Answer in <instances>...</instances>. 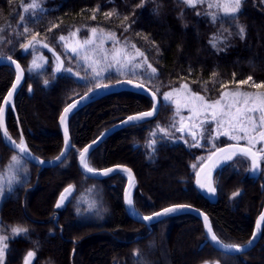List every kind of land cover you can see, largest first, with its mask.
Returning a JSON list of instances; mask_svg holds the SVG:
<instances>
[{"label": "trees", "instance_id": "1", "mask_svg": "<svg viewBox=\"0 0 264 264\" xmlns=\"http://www.w3.org/2000/svg\"><path fill=\"white\" fill-rule=\"evenodd\" d=\"M39 2L43 11L36 10L32 15L31 10L29 14L23 11L31 0H0V54L16 59L25 70V82L14 99L17 117L10 108L6 114L10 136L18 141L23 133L29 149L42 159L58 155L63 146L58 125L61 111L95 83L91 71L76 66V59L64 53L59 37L76 31L84 38L93 27L115 32L121 42L127 40L144 51L157 74L149 80L131 73L123 78L109 72L101 79L105 83L142 80L156 92L161 106L155 119L108 136L89 154L90 166L103 169L119 164L131 169L137 180L134 207L143 215L169 205H191L209 216L215 234L223 242H247L264 203V170L251 175L249 160L243 156L226 160L215 174L214 201L207 200L193 186L192 164L208 152L204 147L209 134L203 133L199 147L192 146L194 141L175 139L180 136L172 127V106L163 103L162 97L182 84L210 100L228 88L264 91L253 86L264 82V0H244L238 19L218 15L216 22L205 14L215 12L207 3L192 8L182 0H145L142 7H137L140 0ZM109 12L113 13L111 17L105 15ZM20 15L26 16L24 23H20ZM124 16L129 20L124 21ZM126 24L131 25L127 31ZM237 24L245 27L243 39ZM24 27L30 29L29 33L23 32ZM35 33H39L38 40L54 47L65 66L79 72L80 78L64 70L56 73L52 56L38 46L47 60L42 68L29 70L32 52L23 54L20 45ZM213 38L221 41L217 47L212 46ZM248 76L253 78L248 84L237 83ZM13 80L14 70L1 65L0 105ZM222 84L226 87L221 88ZM151 106V99L130 91L102 96L70 117L72 144L81 149L107 127ZM155 123L169 129L171 138L155 137L153 151L149 141ZM228 142L224 138L219 145ZM12 154L0 136V161L6 165ZM22 166L27 173L21 179V195L11 198L2 214L6 224L28 230L14 244L34 251L32 264H201L206 256L217 252L209 244L201 247L205 240L203 226L192 214L166 217L153 224L149 232L145 224L131 219L124 210V176L116 173L95 179L84 175L73 150L55 167L39 170L25 160ZM70 184L75 186L74 191L54 223L58 196ZM233 192L240 194L231 197ZM93 203L95 208L89 210ZM231 259L225 264H264V232L251 250Z\"/></svg>", "mask_w": 264, "mask_h": 264}, {"label": "snow or ice", "instance_id": "2", "mask_svg": "<svg viewBox=\"0 0 264 264\" xmlns=\"http://www.w3.org/2000/svg\"><path fill=\"white\" fill-rule=\"evenodd\" d=\"M145 0H140V4L137 5V7H142ZM182 2L192 8H195L198 4H205L207 3V7L209 9H218L219 12H222L225 17H230L231 19L235 20L238 19L237 14L242 9V4L244 0H182ZM31 10V13H30ZM36 10L43 11V8L41 6V3L39 0H31V3H28L23 7V11L26 14H36ZM155 11V10H154ZM206 15L211 17L212 22H216L219 18L217 12H207ZM107 17H111L113 15L112 12L105 13ZM197 15H200L198 12ZM92 19H95V15H93ZM20 23H24L26 20L25 15H20L19 17ZM124 21H128L129 17L124 16ZM133 23L135 21H132ZM130 24L124 25V30L127 31L128 28H130ZM239 29L238 35L243 39L245 36V27L243 25H236ZM53 27H57V25H53ZM30 29L28 27H24L23 32L29 33ZM51 31V29H49ZM79 31V30H77ZM92 33L91 38L84 39L80 45V47H84L87 45H92L96 40H99L102 44L105 39L113 41L114 45H120L119 47H114L111 51V53H105L101 60L92 59L88 63V68L91 69V80H94L95 83L92 87L88 88V91L85 92L83 96H80L78 99L73 100V102L69 103L64 109L60 116V122L64 127V144H65V151H62L60 156L56 157V161H60L62 157L65 156V152L67 149L73 147L70 144L69 140V133H68V126H67V120L69 117V114L73 112L74 109H76L83 101L91 99V94H93L96 90L100 89H108L109 87H113L114 85H110L108 83L103 82L101 79L102 71L103 69H100L97 67V65L101 64L104 61H108V55H111V61L107 62V67H112L113 63L118 66V70L122 71L123 69L127 68L133 76H141L142 78H146L151 80L153 77L157 74V69L153 67L151 63L148 62V58L145 55V52L142 51L140 48L136 46L134 43H129L127 40H125L123 43L116 37L115 32L108 31L105 32L104 29H97L95 27L90 29ZM76 32L70 33V36H75ZM139 35V34H137ZM39 36V33H35L31 36V39H28L27 42L22 43L20 47L27 51L29 48H35L37 44H40L41 41L37 39ZM67 38L63 35L59 37L60 41H65ZM147 39V37H145ZM0 40H3V37H0ZM221 41H217L216 38H213V41H211L213 47H217V44ZM153 46H155V42L153 41ZM43 47L48 48V44H43ZM87 51V49H85ZM220 50V49H218ZM73 53H77V48L73 47L71 49ZM158 51V49H157ZM2 54H0V59H3ZM7 60H9L11 63L15 64L17 69V77L16 82L12 84L11 90L8 92L7 96L3 98L4 105H8L11 102V98L13 94L15 93L18 85L21 81V75L20 72L22 71L20 68V65L12 59L11 56L6 57ZM57 60L59 61L60 58L57 56ZM85 61H89L90 58L85 55L84 56ZM33 68H40L41 65L36 63V60L34 59L33 62ZM62 62L57 64L55 71L60 72L62 69ZM66 72L72 73L71 68L63 69ZM142 70V71H139ZM75 75L77 77L80 76L79 72H76ZM215 75V73H213ZM235 75V74H233ZM83 78V77H81ZM253 78L251 76H248L247 79L237 82L238 84H248L249 81H252ZM45 85L48 84V81L46 80ZM119 83V81H118ZM129 85H133V80L129 79L126 81ZM136 88L143 89L145 87L144 83L138 82L133 85ZM253 86L257 89L264 88V82L261 83H253ZM226 85H221V88H225ZM183 89L185 91V99L186 103L185 106L192 105L190 108V111L193 114L192 118L199 117L203 115L204 117L211 118L210 122L215 123L216 129H214V132H217V136L213 138H218L219 134H222L224 136L229 137V139L236 141L234 144H229L226 147H217L215 148V151L212 152L208 156L207 163L201 167V172L204 173V180L201 181L200 179V173H197V184L201 189H205L209 194H215L217 189L214 186V182L211 178V170L216 167L218 161L221 159L223 160H232L233 157L240 155L250 160L251 162V171H258L260 169L261 162L264 161V146L257 148L256 145H264V92H258V93H252V92H246V91H240L239 88L237 90H226L222 91L220 96L215 100H210L206 98L203 95H200L197 92H193L187 84H182L180 88H174L172 91L164 93V99L170 100L172 99L173 95L175 93H179ZM29 91H31V88H29ZM158 91V89H157ZM153 100H156V92L152 93ZM177 104V111L179 110L180 101H175ZM155 104L153 106L152 111L142 112L136 115L128 116L126 121H123V123H135L137 121H141L146 117H151L153 115V112L155 111ZM4 113H5V107L0 105V133H2V136L7 139V141L12 145V148L15 150V153L11 156L10 161L7 165H5V171H12V175L5 181L4 176L0 175V199H3L8 193H11L13 191V183L14 181L16 183H19L16 176V172H23L27 173L26 167H21L22 161L26 157H30L32 159L37 160L39 163H45L42 160H39L38 157H33L30 149L28 148L24 138L23 133L20 135L19 142L14 140L10 134L7 131V128L4 123ZM209 121L207 119L200 121L199 125L196 126L200 130L201 137L203 136V125L205 123H208ZM173 128L177 132L183 133L185 131V126L183 123V118H181V123L179 127H176L175 125H172ZM190 127H192L190 125ZM157 129L160 133H163L164 137L171 138V133L169 129H165L157 126ZM223 129L222 133H220L218 130ZM104 133H101V136H103ZM157 135L156 132H152L151 136L155 137ZM189 135L192 136L193 140H196V131H190ZM99 139V138H98ZM240 141H246L245 145H241ZM97 141H93L92 144L84 147L82 150L78 152L80 164L82 165L83 169L87 173L95 174L98 172L97 169L90 166L88 161V154L90 149L92 148V145L96 144ZM157 143L156 139H151L149 141V147L155 150V144ZM193 147H199L201 146L199 143H194L192 145ZM121 167V166H117ZM193 167H196L193 165ZM103 175H108L109 173L113 172L114 169L112 168H106L103 170H100ZM123 171L127 172L129 174V183L131 185L132 177H131V170L130 169H123ZM74 185H68L66 188H64L63 192L60 194V198L56 204V207L59 208L62 206L65 200L68 199V196L71 195V193L74 191ZM240 193L239 192H233L232 196L236 197ZM125 200L126 203L132 208V212L134 215H138V213L135 212V209L133 207V200L126 190L125 192ZM190 205H172L170 207H166L162 209L159 212H153L151 215H145L141 217L144 221H152L153 219L159 218L161 216H165L168 214L175 213L180 210L188 209L190 208ZM95 208V204L89 205V210H92ZM205 225L207 228V232L210 236V241L217 245L219 248L226 249V250H235V251H243V248L239 244H226L222 243L218 237L213 232L212 227L208 223V217L204 216ZM27 229L23 227H14L11 229V232L13 235H21L24 233H27ZM260 232H264V213H261L259 218L256 221V227L253 231L252 238L249 240V244L252 243L253 240L257 238V235ZM9 237L7 235L0 234V264H4L5 260V253L8 248L7 240ZM134 255L138 256V252L134 253ZM35 256V253L33 251H29L25 258H24V264H31L30 258H33ZM205 264H208L206 261Z\"/></svg>", "mask_w": 264, "mask_h": 264}, {"label": "water", "instance_id": "3", "mask_svg": "<svg viewBox=\"0 0 264 264\" xmlns=\"http://www.w3.org/2000/svg\"><path fill=\"white\" fill-rule=\"evenodd\" d=\"M43 44H47V43H45V42H41V43L38 44V45H39L41 48H43L45 51H47V52H48V53H49V54H50V55L56 60V63H57V64H59V63L62 62V65L64 66V60H63L62 56L59 54V52H58L54 47H52L51 45L48 44V48H45V47H43ZM22 51H23V53H26V51H25L24 49H22ZM57 56H59V58H60L59 61L57 60ZM3 57H5V58L0 59V66H1V65H8V66L12 67V69L14 70V80H13V82H12V84H13V83L16 82V77H17V74H18V73H17L16 66H15V64L11 63L9 60L6 59V57H8V56L3 55ZM12 59L15 60V61L20 65V68H21V70H22V71L20 72V75H21V81H20V84L18 85V87H17L15 93L13 94V96H12V98H11V102H10L8 105H4V100H3L2 103H1V105L5 107V113H4V123H5V126H6V114H7V111H8L9 108L13 111L14 115L17 116V114H16V109H15V105H14V99H15L16 94L18 93V91L21 89V87L23 86V84H24V82H25V71H24L23 67L21 66V64H20L16 59H14V58H12ZM63 66H62V68H63ZM61 71H62V69H61ZM61 71H60V72H61ZM60 72H56V73H60ZM127 80H129V79H121V80H118L119 83H118V81L110 82V83H108V84H110V85H114L113 87H109L108 89H100V90H96L93 94H91V99H88V100L83 101V102H82V103H81L76 109L73 110L72 113L69 114V117H68V120H67V126H68V123H69V119H70V117H71L76 111H78L80 108L84 107L85 105L89 104L90 102H93V101H95V100L101 98L102 96H105V95H107V94H111V93H115V92H120V91H130V92H134V93H139V94L145 95L146 97H148V98L151 99V101H152V107H151L150 109L145 110V111H141V112H138V113H134V114H131V115H128V116L136 115V114H139V113H142V112L152 111V110H153V106H154V104H155L156 107H155V111L153 112V115H152L151 117H146V118H144V119L141 120V121H137V122H135L134 124H133V123H123V121H126V120H127V117H128V116H127V117L121 119L120 121L114 123L113 125L107 127L106 129H104V130L101 132V133H104L103 136H101V133H100V134L94 139L95 141H97V143L94 144V145H92V148L90 149L89 153H90L92 150H94L98 145H100V144H101V143H102V142H103L108 136H110V135L113 134L114 132H116V131H118V130H120V129L126 128V127H128V126H131V125L141 124V123H144V122L150 121V120L156 118V116L158 115V113H159V109H160V99H159V97L157 96V94H156V100L154 101V100H153V97H152V93H153L154 91H152V90H151L150 88H148L146 85H145V87H144L143 89L136 88V87H134L133 85H134L135 83H138V81H134V80H133V85H129L128 83H126ZM11 88H12V85L10 86V88H9V90L7 91V93L5 94V96H7L8 92L11 90ZM84 94H85V93H83V94L80 95V96H83ZM5 96H4V97H5ZM80 96L74 98L73 100L78 99ZM73 100L70 101L69 103L73 102ZM69 103H68V104H69ZM68 104H67V105H68ZM67 105H66V106H67ZM66 106H65V107H66ZM65 107H64V108H65ZM64 108H63V109H64ZM62 112H63V110L61 111V113H60V115H59V118H58V125H59V129H60V132H61V134H62V138H63V146H62V149H61V151L59 152V154L56 155V156L53 157V158L42 159V158L38 157L37 155H35V154L30 150L31 153H32V156H33V157H38L39 160H42V161L45 162V163H42V164L39 163L37 160L32 159V158H30V157H26V158H25V160H26L27 162H29V163H31V164H33V165L39 167V170H42V169H44V168L55 167V166L61 164V163L64 161V159L67 157V155L69 154V152H70L71 150H74V153H75V155L77 156V166H78V169H79L84 175H86V176H88V177H91V178H95V179L106 178V177L111 176V175H113V174H115V173H122V174L125 176L126 182H125V185H124V188H123V191H122V201H123L124 210H125L126 214H127L131 219H133V220H135V221H137V222H140V223L145 224V225L148 227L149 231H151V226H152V224H155V223H157V222L163 220V219L166 218V217L175 216V215H179V214H186V213H187V214L195 215L196 217H198V218L200 219V221H201V223H202L203 230H204V234H205V240H204V242L201 244V247H202L203 245H205V244L208 243V244H210L214 249H216V250L219 251V252H222V253H225V254H230V255H239V254H243V253H246L247 251L251 250V249H252V248L258 243V241L260 240V237H261V233H262V232H260V233L257 235V238H256L255 240H253L251 244H249V240L252 238L253 231L255 230V227H256V221H257V219L259 218V216L261 215V213H264V203H263L262 210L260 211V213L258 214V216H257L256 219H255L254 228H253V231H252V234H251L249 240H248L247 242L243 243V244H240V245L242 246V248H243V251H235V250H226V249H222V248H219V247H218L217 245H215L214 243H212V242L210 241V236H209V234H208V232H207V228H206L205 221H204V216H207V217H208V223H209L210 226L212 227L211 220H210L209 216H208L205 212H203L202 210H200V209H198V208H196V207H193V206H191V205H190L191 207L188 208V209L180 210V211H177V212L172 213V214H168V215H165V216H161V217H159V218L153 219L152 221H144V220H142L141 217H143V216H145V215L140 214V213H139L138 211H136V210H135V212L138 213V215H134L133 212H132V208H130V206L126 203V200H125V192H126V190L128 191V193L130 194V196H131V198H132V200H133V194H134L135 185H136V177H135V175H134V173H133V171H132L131 169H130V170H131L132 181H131V185H130V183H129V179H130V178H129V174H128L127 172L123 171V169H125V168H126V169H129L127 166L119 165V164H118V165H113V166L107 167V168H112V169H114V171L111 172V173H109L108 175H103L102 172L100 171V170H103V169H98V172H97V173H95V174H91V173H87V172L83 169L82 165L80 164V160H79L78 152H79L80 150H82L84 147H86V146L92 144V142H93L94 140L90 141V142H89L88 144H86L82 149H79V148H76V147L72 144V141H71V138H70V134H69L70 144H71L73 147H71V148H69V149L66 150V152H65V156L62 157V159H61L60 161H56L55 158L58 157V156H60V154H61L62 151H65V144H64V127H63V125H62L61 122H60V116H61ZM184 126H185V131H184V132L187 133L186 128H187L188 124H187V123H184ZM6 128H7V127H6ZM19 130H20V129H19ZM68 133H69V127H68ZM0 135H1V139H2L3 144H4L5 146H7L10 150H12L13 152H15V150L12 148V145L7 141V139H5V138L2 136V133H0ZM20 135H21V132H20ZM23 138H24V136H23ZM98 138H99V139H98ZM14 140H15V139H14ZM24 140H25V139H24ZM17 142H19V141H17ZM25 142H26V141H25ZM26 144H27V143H26ZM229 144H234V143L223 144V145H221V146H219V147H226V146H228ZM241 145L243 146L244 144H241ZM28 148H29V147H28ZM214 151H215V149H214L212 152H214ZM212 152H211V153H212ZM211 153H210V154H211ZM210 154H209V155H210ZM88 155H89V154H88ZM209 155H208V156H209ZM237 156H239V155H237ZM87 158H88V157H87ZM207 160H208V157H207V158H206V159H205V160H204V161L198 166L197 170L195 171L193 186H194V188H195V189H196L201 195H203L207 200H209V201H214V198H215V196H216V193H215V194H209L205 189H201V188L199 187V185L197 184V182H196V181H197V173H200V179H201V181L204 180V173L201 172V167L207 163ZM225 161H226V160L221 159L220 161H218L216 167H214V168L211 170V178H212L213 182H214V176H215L216 171L219 169V167H220ZM117 166H121V167H117ZM104 169H106V168H104ZM258 172H259V170H258V171H255L254 174H255V175H258ZM29 188H32V187H29ZM29 188H28V189H29ZM65 188H66V187H65ZM262 189L264 190V187H263ZM63 190H64V189H63ZM63 190L61 191V193L63 192ZM61 193H60V194H61ZM60 194H59V196H58V199H57V201H56V204H57V202H58V200H59V198H60ZM66 201H67V200L64 201V203L62 204V206L65 204ZM56 204H55V209H56V210H59V209L62 208V206L59 207V208H57V207H56ZM174 205H178V204H174ZM179 205H186V204H179ZM170 206H172V205H170ZM170 206H167V207H170ZM133 207H134V206H133ZM164 208H166V207H164ZM164 208H162V209H164ZM134 209H135V208H134ZM162 209H159V210H157V211H155V212H159V211H161ZM151 214H152V213H151ZM151 214H148V215H151ZM58 217H59V214L56 213V214H55V218H54V223H57V219H58ZM212 229H213V227H212ZM61 232H62V230L60 229V234H61ZM213 232H214V230H213ZM214 233H215V232H214ZM215 235H216V234H215ZM218 239H219V238H218ZM219 240H220V239H219ZM220 241H221V240H220ZM221 242H222V241H221ZM222 243H224V242H222ZM226 244H227V243H226Z\"/></svg>", "mask_w": 264, "mask_h": 264}, {"label": "rangeland", "instance_id": "4", "mask_svg": "<svg viewBox=\"0 0 264 264\" xmlns=\"http://www.w3.org/2000/svg\"><path fill=\"white\" fill-rule=\"evenodd\" d=\"M213 9L215 10V12L218 13V15L222 16L223 18H228V19L230 18V17H225L222 12L218 11V9H215V8H213ZM237 29L238 28L236 26V30ZM65 37L67 39L65 41H62V46H63L64 53H66V55L68 57L71 56V57H74L76 59L75 60V63L77 64L76 66H81L83 68L88 69L89 71H91V69L88 68L87 65L92 59L101 60L105 53H111V51H112V49L114 47H119L120 46V45H114L113 41L105 39L102 44L100 43L99 40H96L94 42V44H92V45H87V46H84V47H80V45H81V43H82V41L84 39L92 37V33H90L87 37H84V38H80L78 36L77 32H76L75 36H70V34H69V35H65ZM121 43H123V42H121ZM73 47L77 48V53H73L71 51V49ZM85 49H87V51ZM29 50L32 52V58H31V62L29 64V70H36V69L42 68L44 66L46 60H47L45 55L41 52V50H38L37 45L35 46V48H30ZM85 55H87L90 58L89 61H85L84 60V56ZM34 59L36 60L37 64L41 65L40 68H33L32 62H33ZM108 61H111V55L110 54L108 55ZM108 61H104L101 64L97 65L98 68L103 69L101 77H103L104 75H106L109 72H114V73L120 75L121 77L125 78L126 74L131 73L127 68L123 69L122 71L118 70V66L115 65L114 63L112 65V67H110V68L107 67L106 65H107ZM53 63H54V66L56 68V64L57 63H56V61L54 59H53ZM66 68H70V67L64 66V69H66ZM70 74L75 75L74 70ZM176 88H180V86L176 87ZM173 89L174 88L169 89L165 93L170 92ZM226 90L235 91V90H237V88H228ZM226 90H224V91H226ZM239 90L240 91H246V92H252V93L264 92V91H261V90H255V91L251 90V91H249V90H244V89H241V88H239ZM176 100L180 101V105H179V110L178 111H177V104L175 102ZM162 102L172 106L173 117H174L173 125H175L176 127H179L180 123H181V118H183V123H187L188 124V126L186 128L187 133L184 134V133L178 132L180 137H177L175 139H180V140H183V141H194L195 143H199L201 145L204 135L201 137L200 130L196 126H198L200 121H202V120L207 119L209 121L208 123H205L203 125L204 132L206 131L209 134L208 139L206 141V146L204 147L206 149V152L207 151L208 152L205 153L204 155L200 156L196 160V162H194V164H192V169L194 170V172H195L196 168L198 167V165L200 163H202L207 158L209 153L212 150H214L217 146H219V144H220L219 142L222 139L226 138V139L229 140V143L230 142L236 143V141H233V140L229 139V137L224 136L222 134H219L218 138H213V137L217 136V132L213 131L214 129H216V125H215V123L210 122L211 121L210 116L206 118L203 115H201L199 117L192 118L193 114L190 111V108L192 107V105L185 106L186 99H185V91L183 89H181V91L179 93H175L173 95L172 99H170V100H165L164 99V95H163ZM38 121L40 123L43 122L42 119H39ZM190 125L192 127H190ZM157 126H158L157 123H155L154 124V128H153V132L157 133V135L155 137H158V136L161 137V136H163V133H160L158 131ZM173 129L175 130V128H173ZM190 131H196V140H193L192 136L189 135ZM218 131L220 133H222L223 129H220ZM155 137H153V139ZM240 143L245 145L246 141H240ZM262 146H264V145H259V144L256 145L257 148L262 147ZM263 163H264V161L261 162L259 172L264 170V167L262 166ZM193 165H195L196 167H193ZM21 167H23V166L21 165ZM250 168H251V162L249 160V172L252 175V174H254V171H251ZM12 174L13 173H12L11 170H9L7 172L5 171V165L4 166H0V175L4 176L5 181H7V179ZM16 176H17V178H18V180L20 182L16 183L14 181V183H13V191L11 193H8L3 199H0V215H3L2 214L3 213L2 209L6 205L7 202L9 203L11 201L10 200L11 198H14L16 196L21 195V183H22L21 179L24 177V173L23 172H16ZM155 185L159 186V187L161 186L160 183H155ZM231 197H233V196H231ZM14 227H16V226L8 225L6 223L0 224V234L7 235L9 237V239L7 240L8 248H7L6 253H5L4 264H22L26 254L29 252V250H27V252H26V250L18 248L14 244V240L16 238H19V237L24 235V234L13 235L12 232H11V229L14 228ZM32 259H31V262H32ZM164 260H165V258H164ZM206 261L208 262V264H218V263L219 264H225V263H228V262L232 261V259H231V255L224 256V255L216 252V253H213V254H211L209 256H206L201 264H205Z\"/></svg>", "mask_w": 264, "mask_h": 264}, {"label": "flooded vegetation", "instance_id": "5", "mask_svg": "<svg viewBox=\"0 0 264 264\" xmlns=\"http://www.w3.org/2000/svg\"><path fill=\"white\" fill-rule=\"evenodd\" d=\"M8 163H9V161H8ZM7 163V164H8ZM6 164V165H7ZM5 164H3V162H1L0 161V166H4ZM2 223H5V218L3 217V215H0V224H2ZM4 225V224H3ZM9 225V224H8ZM22 248V247H21ZM22 249H24V250H26V252H27V250H28V248H22ZM30 251V250H29ZM34 258V257H33ZM31 259L32 258H30V261H31ZM32 262H33V259H32ZM32 262H31V264H32ZM22 264H24V261L22 262Z\"/></svg>", "mask_w": 264, "mask_h": 264}]
</instances>
